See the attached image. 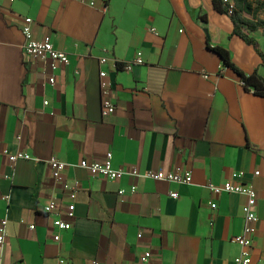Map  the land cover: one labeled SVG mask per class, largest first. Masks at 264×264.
<instances>
[{"label": "crops", "instance_id": "obj_1", "mask_svg": "<svg viewBox=\"0 0 264 264\" xmlns=\"http://www.w3.org/2000/svg\"><path fill=\"white\" fill-rule=\"evenodd\" d=\"M85 1L0 0V223L8 221L0 264H56L59 258L141 264L145 253L150 264H235L241 248L232 240L242 233L245 198L215 196L207 187L225 184L233 173H243L239 182L257 191L251 255L252 264H260L264 97L245 90L215 49L227 51L245 76L264 78L263 34L250 35L261 57L234 34L213 0ZM26 18L36 40H49L69 57L55 72V86L48 84L47 62L24 56ZM138 52L144 64L126 71ZM101 72L113 84L110 117L102 115ZM5 150L32 159L12 168ZM109 152L114 169L180 170L190 172L192 182L111 181L80 167L82 160L104 161ZM52 158L67 166L63 184L52 176ZM51 202L58 212L50 211ZM65 211L75 219L57 243L52 222Z\"/></svg>", "mask_w": 264, "mask_h": 264}, {"label": "built area", "instance_id": "obj_2", "mask_svg": "<svg viewBox=\"0 0 264 264\" xmlns=\"http://www.w3.org/2000/svg\"><path fill=\"white\" fill-rule=\"evenodd\" d=\"M80 3L86 4L85 0H75ZM224 3L230 6V13H232L233 0H223ZM90 6H94V3H89ZM33 20L31 18H26L22 27V34L25 39V44L23 47V53L26 59L40 60L47 62L52 74L48 78V84L55 86L56 76L55 72L62 66H68L70 61L68 55L63 52L56 50L53 44L49 40L38 41L34 38L32 32ZM152 32H155L152 30ZM101 64L107 62L106 58L101 59ZM144 64L143 55L138 52L135 57V61L129 63L125 66V70L131 72L134 66H141ZM100 93L102 101V115L104 117L112 116L116 111V105L113 98V84L108 78L106 72L100 73ZM205 78H208L205 76ZM241 85L244 87L245 83L241 81ZM20 139V137H18ZM2 155L7 158L10 166L13 168L14 165L19 160H31L32 157L24 152H18L15 154H10L8 151H3ZM49 168L51 170L52 176L59 184L65 182L64 173L67 169L65 163L61 162L56 158L50 159L48 162ZM80 167L87 171L93 177H103L111 181H119L123 176H130L131 178H144L152 179L155 181H166L169 183H177L181 185H188L192 182V174L190 172L175 171V172H147L141 175L138 170L134 167L130 169L118 168L114 169L112 165V153L109 152L104 161L102 162H88L87 160H82L80 162ZM259 176V172L255 173ZM243 173H233L231 179L225 184L218 186L214 184H208V189L212 195L218 196L223 193L231 195H240L245 198V203L242 207L243 215V229L242 233L235 237L232 242L239 245L241 248L240 255L235 259V264H252L251 250L253 247V235L256 232V226L259 221L256 206L258 195L257 191L249 185L241 184L239 181L243 178ZM137 190L136 186H132L130 193H135ZM79 192V182H74L69 197L72 201H76ZM126 191L120 190L119 196H124ZM173 198H178V195H172ZM5 200H8L6 197ZM212 205V202H209ZM51 212H58L59 206L55 202L49 204ZM75 219V214L72 211H65L61 214L57 213L56 218L52 222L54 228V241L60 242L61 233L68 232L72 229L73 221ZM7 226L8 221L4 220L0 223V245L5 244L7 236ZM31 230H34V226H30ZM139 234V238H141ZM151 254L145 253L141 258V264H150ZM56 264H72L67 259L59 258ZM91 264H102L101 262L94 260ZM260 264H264V254L260 259Z\"/></svg>", "mask_w": 264, "mask_h": 264}, {"label": "trees", "instance_id": "obj_3", "mask_svg": "<svg viewBox=\"0 0 264 264\" xmlns=\"http://www.w3.org/2000/svg\"><path fill=\"white\" fill-rule=\"evenodd\" d=\"M213 6L218 13L230 17L234 25V34L247 45L252 46L262 57L258 43L250 35L260 30L264 31V21L249 18V16L253 15L251 5L245 0H233L232 13H230V6L224 3L223 0H213ZM215 52L221 57L226 67L233 69L240 76L241 81L245 83V90L264 97V78L258 72L247 77L235 67L227 51L217 48Z\"/></svg>", "mask_w": 264, "mask_h": 264}, {"label": "rangeland", "instance_id": "obj_4", "mask_svg": "<svg viewBox=\"0 0 264 264\" xmlns=\"http://www.w3.org/2000/svg\"><path fill=\"white\" fill-rule=\"evenodd\" d=\"M248 4L251 5L253 9V15L249 16V18L264 21V0H245ZM260 32L264 36V31L260 30Z\"/></svg>", "mask_w": 264, "mask_h": 264}]
</instances>
